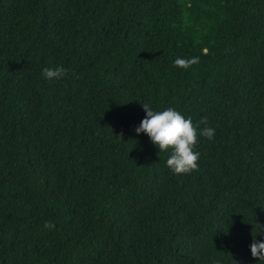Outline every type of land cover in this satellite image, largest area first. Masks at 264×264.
<instances>
[{
  "label": "trees",
  "instance_id": "1",
  "mask_svg": "<svg viewBox=\"0 0 264 264\" xmlns=\"http://www.w3.org/2000/svg\"><path fill=\"white\" fill-rule=\"evenodd\" d=\"M145 103L215 129L197 171L137 135ZM254 237L264 0H0V264H264Z\"/></svg>",
  "mask_w": 264,
  "mask_h": 264
},
{
  "label": "clouds",
  "instance_id": "2",
  "mask_svg": "<svg viewBox=\"0 0 264 264\" xmlns=\"http://www.w3.org/2000/svg\"><path fill=\"white\" fill-rule=\"evenodd\" d=\"M199 57L177 58L174 65L180 69L188 70L198 64ZM67 74L63 67L44 68L42 76L46 80H61ZM145 118L135 128L137 135L144 133L160 152L171 150L166 161L167 167L176 175H186L198 170L199 153L195 151L199 137L212 140L215 129L204 127L198 131V125L192 123L191 118H185L172 107L162 111H154L150 104H143ZM207 118H202L199 124L206 125ZM120 138V137H119ZM44 228H55L53 221H46ZM251 256L258 261H264V241H256L255 237L250 245ZM219 264V262H217Z\"/></svg>",
  "mask_w": 264,
  "mask_h": 264
}]
</instances>
